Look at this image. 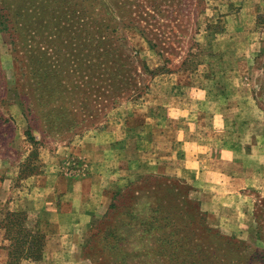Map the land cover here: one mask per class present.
I'll return each mask as SVG.
<instances>
[{"label": "rangeland", "instance_id": "rangeland-1", "mask_svg": "<svg viewBox=\"0 0 264 264\" xmlns=\"http://www.w3.org/2000/svg\"><path fill=\"white\" fill-rule=\"evenodd\" d=\"M5 210L33 264H264V0H0Z\"/></svg>", "mask_w": 264, "mask_h": 264}, {"label": "trees", "instance_id": "trees-1", "mask_svg": "<svg viewBox=\"0 0 264 264\" xmlns=\"http://www.w3.org/2000/svg\"><path fill=\"white\" fill-rule=\"evenodd\" d=\"M162 59L166 61L165 57ZM102 63L104 73H107L108 69L110 71L111 63L104 55ZM77 78L78 82H80L81 78ZM33 84L36 87L40 86L38 79ZM25 134L28 135L27 132ZM28 220L27 214L24 211L5 210L2 213L0 217V228L3 230V237L7 241V245L5 246L6 260L4 264H33L40 259L44 244V234L32 224H29ZM112 238L114 241L118 239L115 237ZM107 248L113 249L114 243L110 246L107 245ZM110 256L114 255L110 254ZM115 264L122 263L119 261Z\"/></svg>", "mask_w": 264, "mask_h": 264}, {"label": "crops", "instance_id": "crops-1", "mask_svg": "<svg viewBox=\"0 0 264 264\" xmlns=\"http://www.w3.org/2000/svg\"><path fill=\"white\" fill-rule=\"evenodd\" d=\"M203 162V159H202V157H200L199 155L196 157V158H193L192 160H191V163H195V165H196V167H200L201 166V163ZM183 167V166H182ZM184 169H186V170H188V171H191V170H189V169H187L185 166L183 167ZM192 172V171H191ZM243 185H253L252 183H247V184H243ZM239 187H242L241 185L239 186ZM229 189H232V190H234V189H236V186H235V180H234V178L231 180V182H230V184H229ZM231 190V191H232Z\"/></svg>", "mask_w": 264, "mask_h": 264}]
</instances>
